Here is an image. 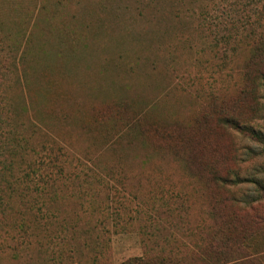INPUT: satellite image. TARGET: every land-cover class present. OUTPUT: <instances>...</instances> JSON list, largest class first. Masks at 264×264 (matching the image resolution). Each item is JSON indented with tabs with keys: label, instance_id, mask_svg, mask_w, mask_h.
Segmentation results:
<instances>
[{
	"label": "rangeland",
	"instance_id": "rangeland-1",
	"mask_svg": "<svg viewBox=\"0 0 264 264\" xmlns=\"http://www.w3.org/2000/svg\"><path fill=\"white\" fill-rule=\"evenodd\" d=\"M211 1L227 11L261 0H0L7 97L34 140L61 148L66 171L79 173L47 192L62 197L63 217L83 202L86 230L83 245L53 247L59 225L43 219L33 224L40 242H0V264H203V238L221 222L235 229L232 264H264V226L250 207L264 148L219 120L264 135V101L256 113L241 99L245 48L225 53V65L215 36L198 29ZM213 174L236 185L221 188Z\"/></svg>",
	"mask_w": 264,
	"mask_h": 264
},
{
	"label": "trees",
	"instance_id": "trees-1",
	"mask_svg": "<svg viewBox=\"0 0 264 264\" xmlns=\"http://www.w3.org/2000/svg\"><path fill=\"white\" fill-rule=\"evenodd\" d=\"M247 2L239 8H235L236 6L232 4L231 9L227 7L225 11L226 8L221 3L211 1V4L203 11L198 29L203 27L202 32L215 36V49L223 54L222 61L225 65L228 64L226 57L228 52L234 55L238 51L237 46L242 45L245 48L246 58L240 96L242 100L251 98L254 101L252 105L256 106L253 108L254 112L260 113L261 102L264 101V0L254 5ZM236 14L240 15L235 18ZM222 68L219 67V70L221 71ZM212 69L215 74L217 70L214 67ZM8 71H10L9 68L0 69V242L18 238L22 241L21 245L25 247L32 240L40 242L39 230H35L33 224H39L40 221L43 222V219L51 218L57 227L59 225L52 237L53 247L70 241L75 245H83V233H86L81 218L85 212L83 202L77 201L79 208L63 217L62 197H53L47 192L51 184L62 185L64 180L68 181L67 175L77 177L79 173L66 171L64 164L61 163L63 157L61 148L46 143L38 144L34 140L35 132L27 129L25 123L15 115L16 105L7 97L4 86V76ZM214 81L211 93L216 95L221 93V90L216 87V78ZM219 120L225 127L231 128L243 138L250 139L264 148V135L256 131L254 126L227 115H221ZM87 174L83 173L85 176ZM212 177L214 184L221 188L236 185L228 177L216 174ZM257 189L262 195L259 199H255L250 207L257 212L255 224L260 223L264 226V210L260 214L255 207L264 200V187L258 184ZM78 197L84 199L86 194L79 191ZM175 197L179 198L180 195L176 194ZM233 198L235 199V196ZM185 204L180 205L181 211L186 208ZM152 209L155 210V207L153 206ZM168 211L170 212L171 209L169 208ZM97 213L101 214L100 211ZM211 213L217 214L213 211ZM10 219L12 222L8 223ZM220 225L224 227L206 231V237L203 239L208 240L207 244L212 250L205 253L203 264H232L233 262L227 259L229 254L227 245L230 237L236 241L235 229L223 222ZM13 234H15L14 237ZM243 238V240L246 239V237ZM176 261L172 257L170 260L163 257L160 262L140 258L121 264H177Z\"/></svg>",
	"mask_w": 264,
	"mask_h": 264
}]
</instances>
